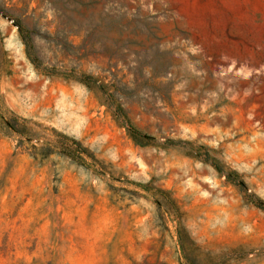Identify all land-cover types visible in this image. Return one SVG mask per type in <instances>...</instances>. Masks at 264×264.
<instances>
[{
	"label": "rangeland",
	"instance_id": "374dc122",
	"mask_svg": "<svg viewBox=\"0 0 264 264\" xmlns=\"http://www.w3.org/2000/svg\"><path fill=\"white\" fill-rule=\"evenodd\" d=\"M0 264H264V0H0Z\"/></svg>",
	"mask_w": 264,
	"mask_h": 264
},
{
	"label": "trees",
	"instance_id": "16d2710c",
	"mask_svg": "<svg viewBox=\"0 0 264 264\" xmlns=\"http://www.w3.org/2000/svg\"><path fill=\"white\" fill-rule=\"evenodd\" d=\"M18 26H19V29H20V31H21V33L23 32V24L20 22V21H18ZM68 152V151H67ZM72 151H69V153H67V154H71V156H72V153H71Z\"/></svg>",
	"mask_w": 264,
	"mask_h": 264
}]
</instances>
